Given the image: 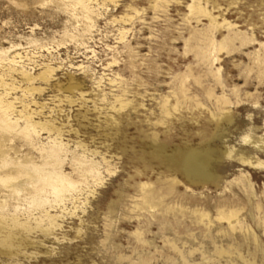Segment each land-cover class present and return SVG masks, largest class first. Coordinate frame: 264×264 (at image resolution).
Returning <instances> with one entry per match:
<instances>
[{
  "label": "rangeland",
  "instance_id": "rangeland-1",
  "mask_svg": "<svg viewBox=\"0 0 264 264\" xmlns=\"http://www.w3.org/2000/svg\"><path fill=\"white\" fill-rule=\"evenodd\" d=\"M17 2L0 0V50L13 47L34 77L43 65L54 72L29 96L4 62L0 93L60 131L61 172L76 190L45 206L58 227L42 218L34 228L44 211L25 212L32 185L13 166L41 165L48 135L31 146L0 134V159L11 161L0 178L15 176L19 190L0 186V204L34 228L0 247V264H264V170L252 163H264V0L86 1L92 24L71 0ZM192 4L205 13L192 16ZM222 96L230 106L216 105ZM77 156L100 180L81 178ZM197 156L204 176L194 168L185 183L181 165ZM230 210V225L217 220Z\"/></svg>",
  "mask_w": 264,
  "mask_h": 264
},
{
  "label": "bare ground",
  "instance_id": "bare-ground-1",
  "mask_svg": "<svg viewBox=\"0 0 264 264\" xmlns=\"http://www.w3.org/2000/svg\"><path fill=\"white\" fill-rule=\"evenodd\" d=\"M86 1L90 3L93 0H71L73 6L78 7L81 13L83 14L85 20L89 22L91 21L90 15L92 14V11L89 5L86 4ZM106 1H109V3L112 2V0H106ZM188 8H189L188 9L189 13L192 16H199L205 13L199 4H196V5L192 4ZM89 23L92 24V22H89ZM90 24L88 25V27L91 26ZM12 48L13 47H10L9 49L0 50V67L2 63L6 62L7 64L5 65H7V69L11 73H19L21 76V82H24L26 84V88L24 89V92L29 94V96L32 95L34 92H39L40 91L39 88H36L33 85L34 81L41 80V81L47 82L49 78L51 77L52 73L54 72L53 69L50 68V66L48 65H43L42 69L40 70L41 72L37 74L36 77H34L33 74H30L24 69L22 61H21L22 57L20 56V54L15 53L13 55H10L11 53H13V51H10ZM17 59L18 61H16ZM27 60L30 61V59H27ZM16 67H19L20 71H18ZM7 86L8 85L4 84V82L1 80L0 88H5ZM179 88H180L179 89L180 97L177 100L179 99L185 100L186 96H185L184 84L183 83L180 84ZM8 95L9 94H7L5 90L3 91V94L0 93V134L6 135V136L15 135V136H18L19 138L21 137L24 143L26 142V144L28 145H31L33 143L34 138L38 139L41 133L42 134L46 133L48 135L47 136L48 143L46 144L47 146H42L38 144L39 145L38 151L41 155L40 158H42V161H43L41 165L31 164L29 166H23L20 164L21 162L20 163L17 162L18 164L16 163L13 166L15 168L11 166L13 170L15 169L17 179L21 177H25L27 179L25 183H27V185L28 183L29 185L30 184L32 185V188H30L32 191L30 192V194H28V198L25 201L26 202L25 204L27 205L25 212L30 214V212L32 211H38V212L39 210L44 211L45 206L49 207L52 204L61 205L63 201L65 200V195L69 194V192H71L75 188L74 185L76 183L72 182L61 172L62 171L61 165L63 163L61 159V154L65 152V149H64V145L62 144L60 140V131L57 128H54L53 124L49 121L35 122L33 120V115L35 113L33 111L30 112L28 105L23 104L21 105L22 107H20L22 109L20 111H16L15 103L13 100H9ZM208 95L209 96L207 97H212V95L210 94ZM116 101H117L118 108H119L118 110H122L127 106L126 103H123L118 99ZM215 101H216L215 103H217L216 105L219 104L220 106H230L229 101L224 96H222L221 98L215 99ZM236 104H239V102H236ZM221 109H219V112L223 111ZM20 120L22 121V126H19L18 122ZM231 152L232 151L230 149L227 150V155L229 156V153ZM0 154H2L1 150H0ZM5 158H3L2 160L0 159L1 160L0 164L3 166V168L4 167L7 168L6 166L11 165V161L9 164V161H8L9 159L7 158L8 160H6ZM199 161H200L199 156H197V157H194L193 159L188 158V160H186L181 165V170L183 171V176L185 180L191 184H193V182L191 181V178H192L191 174L194 168L196 169L195 176H198V177L204 176V173L206 171V167H204L203 165L198 166ZM72 162L75 163L76 167L75 166L74 167L79 172V175L81 176V178H85L86 176H88L92 178L94 181L100 180L99 178L101 174H99L98 172L97 164L94 163L92 160H88L85 156H77L73 158ZM260 164L261 162H258L256 165H260ZM12 177H15V176H12ZM12 177L7 176V175L6 176L4 175L3 178L1 177L0 186H2L1 188L3 187H7L10 189L12 188L10 192L12 191L13 194L18 195L19 190L17 189V186L14 184H11L13 180L15 181L16 177L15 178H12ZM83 180L85 181V179ZM32 183H36V186L35 184L33 185ZM143 188H145V186H142V189ZM44 195H48V196L45 197ZM48 197H51V200L48 199ZM4 204L3 206H1L0 204V247L2 248L12 249L15 247L16 244H20L22 241H19L16 238L19 236L21 237V234L23 233L31 232L34 228H40L42 225L41 223H43L42 218L45 219L48 228L58 227L56 223L57 217L54 215L51 216L48 212L44 211V214L42 217H40L37 220L36 219L34 220L35 227L32 229L29 221L21 222L16 215L9 216L10 215L9 212H8L9 215H7V213L4 212L5 211L4 206H6V204L5 205ZM15 209L17 211V208ZM20 210L22 211V209ZM230 211L231 212L229 214L226 213V215L228 214L227 216L218 214L217 220L218 221L225 220L230 225V220L235 218V213H232V210Z\"/></svg>",
  "mask_w": 264,
  "mask_h": 264
},
{
  "label": "snow or ice",
  "instance_id": "snow-or-ice-1",
  "mask_svg": "<svg viewBox=\"0 0 264 264\" xmlns=\"http://www.w3.org/2000/svg\"><path fill=\"white\" fill-rule=\"evenodd\" d=\"M17 7H23L24 5L22 3L18 2L16 3ZM37 7H47L46 4L44 5H37ZM261 31H264V24L261 25ZM237 145H247L249 143L248 140V135H243L242 139H238L236 141ZM241 151H244L245 149L241 148ZM233 157L231 156V153H229L228 159H232ZM214 160L215 157H209L206 161H204V163L208 166L209 169H211L212 167H214ZM254 167H259L261 170H264V163H261L260 165H256L255 161L252 162ZM110 175L113 176L112 179V183L115 184L117 180L120 179L119 175L117 173H110ZM180 179H183V177H181ZM185 183H187V181H185ZM100 196L101 197H106V193L104 191L100 192ZM103 199H101L100 204L101 207H103Z\"/></svg>",
  "mask_w": 264,
  "mask_h": 264
}]
</instances>
